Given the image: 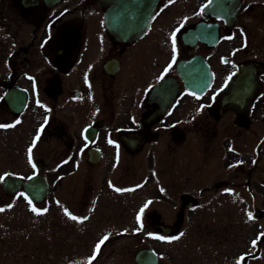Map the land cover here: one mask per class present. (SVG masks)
<instances>
[{
	"label": "flooded vegetation",
	"instance_id": "flooded-vegetation-1",
	"mask_svg": "<svg viewBox=\"0 0 264 264\" xmlns=\"http://www.w3.org/2000/svg\"><path fill=\"white\" fill-rule=\"evenodd\" d=\"M11 5L15 42L20 43L21 23L28 33L12 53L8 87L24 88L27 100L22 112L8 110L13 119L29 111L33 137L35 131L44 136L85 121L82 135L90 142L86 153L94 146L102 157L94 143L101 128L107 142L135 152L162 139L181 143L200 116L220 119L231 113L239 128L252 120L264 126V0H12ZM106 11L114 16L108 23ZM185 61L189 86L205 85L207 77L201 95L191 92L179 75V64ZM0 125L11 123L1 119ZM87 127L94 128L91 139ZM226 138L230 136L223 143H229ZM191 204L186 200V206ZM162 223L154 217L150 225L157 238H165H158L159 244L170 249L180 233L166 223L164 230ZM229 234H215V244L228 241ZM96 239L83 248L91 264L115 253L113 237L104 240L98 253L96 246L104 237ZM145 247L155 251L156 264H178L148 245L135 251L136 264L137 251ZM129 248L122 242L118 252L127 256Z\"/></svg>",
	"mask_w": 264,
	"mask_h": 264
},
{
	"label": "rangeland",
	"instance_id": "rangeland-1",
	"mask_svg": "<svg viewBox=\"0 0 264 264\" xmlns=\"http://www.w3.org/2000/svg\"><path fill=\"white\" fill-rule=\"evenodd\" d=\"M11 3L0 0V121L14 125L0 130V177L31 174L36 171L34 160L47 157L50 165L43 173L49 193L44 201L29 204L22 190L6 195L0 180V264H87L83 248L100 236L113 237L117 254L108 260L100 257L95 264H136L134 253L145 245L170 254L178 264H264L262 123L252 120L239 128L231 113L220 119L200 116L181 143L162 139L135 152L107 142L106 129L101 128L94 143L103 155L95 164L87 160L85 121L44 136L35 131L33 137L35 122L29 111L13 119L2 98L12 81V53L28 33L21 23L20 43L15 42ZM229 136L230 144L223 143ZM186 200H191L190 207ZM65 209L78 219H71ZM154 217L178 228L172 248L159 244L157 229L150 225ZM144 226L148 234L140 238L137 232ZM230 231L228 241L215 244V234L221 238ZM122 242L129 243L127 256L118 252Z\"/></svg>",
	"mask_w": 264,
	"mask_h": 264
},
{
	"label": "water",
	"instance_id": "water-1",
	"mask_svg": "<svg viewBox=\"0 0 264 264\" xmlns=\"http://www.w3.org/2000/svg\"><path fill=\"white\" fill-rule=\"evenodd\" d=\"M104 18L105 23H108L110 20H112V18H114V16L106 11L104 14ZM186 63L187 61L183 62L182 64H179V73L185 81L187 87L196 90L198 94H201L206 88L205 85L207 84V77L205 85H201L198 88L189 86L187 81ZM4 99L10 109L18 112L23 108L25 104L26 94L25 91L21 88L11 87L5 92ZM86 131L87 134H89L90 138H92L94 128L88 127ZM131 148L135 149L136 147L134 146ZM99 158L100 152L96 148H90L89 161L96 162L97 160H99ZM45 162H47V160H45ZM2 186L4 190L8 193H14L22 186L28 196L35 201L43 200L48 191L47 181L42 174H35L28 178H22L15 175H8L4 177L2 181ZM162 226L164 230H167L165 225L162 224ZM144 231H146V227L142 229L141 232ZM135 257L139 264H156L157 261V256L155 252L150 248H142L138 250Z\"/></svg>",
	"mask_w": 264,
	"mask_h": 264
},
{
	"label": "snow or ice",
	"instance_id": "snow-or-ice-1",
	"mask_svg": "<svg viewBox=\"0 0 264 264\" xmlns=\"http://www.w3.org/2000/svg\"><path fill=\"white\" fill-rule=\"evenodd\" d=\"M173 2H174V0H173ZM209 3H211V0H209ZM205 7H206V6H205ZM176 31H179V29H177ZM171 39H172V44H173V51L175 52V50H176V48H175V45H176V32H173V33H172V35H171ZM173 62H175V57H174V59H173ZM16 123H19V121H17ZM12 126H14V125H8V126L0 125V127H12ZM37 139H39V137H37ZM33 143L35 144V141H34ZM28 151H29V160H30V162H31V152H32V149L29 148ZM2 179H3V177H0V180H2ZM117 191H120V190L117 189ZM21 195L23 196L24 194L21 193ZM25 199H28V198L25 197ZM28 203L31 204L32 201H31V200H28ZM31 210H32L33 212H37V214H41V213H40L35 207H33ZM0 211H3V209H0ZM43 211L46 212L47 209H44ZM141 212H143V210H141ZM65 214H66V215H69V217H70L71 219H73V220H77V219H78L76 216L71 215V213H69L67 209H65ZM249 215L251 216V214H249ZM137 219H138V221H139V220H140V216H138ZM181 235H183V233H181ZM158 238H159V239H165L164 237H158ZM107 239H108V237H104V239H103L99 244H97V246H96V252H97V253H98L99 250H100V246H101V244H103V243H104V240H107ZM173 239H179V237H174ZM255 244H256V241L253 242V245H254V246H255ZM92 259H95V256H93ZM243 259H244V258L241 257V260H243ZM89 264H91V261H89Z\"/></svg>",
	"mask_w": 264,
	"mask_h": 264
}]
</instances>
